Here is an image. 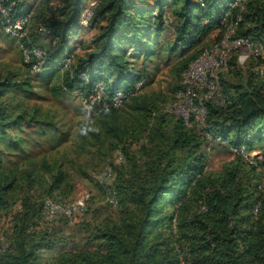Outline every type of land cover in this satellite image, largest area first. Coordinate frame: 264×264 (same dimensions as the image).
<instances>
[{"label":"trees","instance_id":"1","mask_svg":"<svg viewBox=\"0 0 264 264\" xmlns=\"http://www.w3.org/2000/svg\"><path fill=\"white\" fill-rule=\"evenodd\" d=\"M11 1L30 21L20 39L0 30V55L10 39L21 61L0 67V264H264V160L234 152L264 144L262 55L243 66L233 57L221 72L220 101L204 102L211 140L164 110L181 73L229 26L264 44V0H95L86 26L88 0ZM32 47L44 53L39 70L33 55L24 60ZM162 58L173 82L147 90ZM98 84L101 99L74 107L73 126L41 108V91L72 107ZM118 91L127 96L115 108ZM90 121L100 133L80 136ZM215 150L231 156L219 170L209 168ZM107 166L110 186L97 179ZM77 179L97 192L89 219L44 220V202H71Z\"/></svg>","mask_w":264,"mask_h":264},{"label":"built area","instance_id":"2","mask_svg":"<svg viewBox=\"0 0 264 264\" xmlns=\"http://www.w3.org/2000/svg\"><path fill=\"white\" fill-rule=\"evenodd\" d=\"M0 0V30L7 36L20 39L27 36L29 28V15H13L15 1L8 4ZM243 0H235L233 6ZM91 12L85 16L81 15V23L87 25ZM43 28H39L42 32ZM235 25L229 26L223 37L210 47L204 49L189 66L181 73L182 88L175 93V99L165 107V111L182 118L186 125H193L196 130L205 138L211 140L212 133L206 122L207 109L205 100L219 102L220 74L228 68L231 58H235L238 66L244 65L250 58L259 57L264 51V44L260 41H252L245 37L235 36ZM24 60L28 61L33 55L37 62L32 65L33 70H39L43 63V51L39 48L23 49ZM259 75L264 74V66L255 68ZM104 90L98 84L94 94H91L85 102V107L90 110L94 103L101 99ZM126 94L118 91L112 98V106L115 108L123 104ZM243 151V150H242ZM234 152L241 153L240 150ZM123 155L116 151L114 162L123 161ZM99 182L108 186L114 180V172L111 166L104 168L97 176ZM90 194L85 193L75 200L66 204H59L51 199L44 202L43 218L46 221H53L58 216L73 218L75 214L83 212L86 208ZM107 200L110 204H116L115 192L109 191Z\"/></svg>","mask_w":264,"mask_h":264},{"label":"rangeland","instance_id":"3","mask_svg":"<svg viewBox=\"0 0 264 264\" xmlns=\"http://www.w3.org/2000/svg\"><path fill=\"white\" fill-rule=\"evenodd\" d=\"M94 1L95 0H88L87 1L86 10L83 11V13H82L83 16H85V14L90 11V7L94 6V4H95ZM38 31H39V28H38ZM90 36H91V31L88 30L85 33H83L80 38H86L87 39ZM211 37H215V35L214 34L211 35L208 38V40ZM43 43L49 44V40L44 39ZM1 44L6 49L3 52H1L0 67L4 68L5 66H20L21 61H20V55L18 53L17 47L10 46V39L7 40L6 42H2ZM79 51L81 52V50H79ZM262 59L264 60V51L262 53ZM171 64H172V61L167 60V62H165L164 58H162L159 61L158 68H157V71L155 73L154 79H153L152 83L147 87V90L150 88L153 90H161L162 91V90H166L168 88V86L173 82V74L171 72ZM262 65H264V64H262ZM241 66H243V65H241ZM138 85H140V83H138L137 86ZM40 93H42L45 96V99L40 101L42 105L40 104V102H38L41 105L42 110H47L49 108V109L57 112L56 116L62 124L66 123L69 126H73L74 122L76 120H78L79 118H81V116L77 117L75 115L77 113V110L73 109L74 107H77V108H84L85 107V102L83 100H81V98L76 97L74 99V104L71 107V106H68L65 104H61L58 101H55L54 99H52L49 96L48 93H46L44 91H41ZM85 114H86V111H85ZM83 116H84V112H83ZM240 152H241L240 155H242L244 157V159L247 161L252 162L253 161L252 159L254 156H256L259 161L264 160V144H256L253 152L242 151V149H240ZM229 158H231V156L224 153L222 150H215V151L211 152V154H210V166H209V168L211 170H219L221 168L222 164L224 162H226ZM85 193H89L90 196L97 194L94 186L91 183L84 181L82 179H77L75 191H74L73 195L71 196V201L75 200L76 198H78L79 196H81ZM95 200H96V202L94 203L93 207H95V205H97L99 202L103 201V199H99V198H95ZM88 219H89V215H87L85 213V211H83V212L75 214V216L72 218V220L70 222L73 224V223H76L78 221L88 220ZM51 255H52V253L45 254L44 255L45 260L47 261Z\"/></svg>","mask_w":264,"mask_h":264},{"label":"clouds","instance_id":"4","mask_svg":"<svg viewBox=\"0 0 264 264\" xmlns=\"http://www.w3.org/2000/svg\"><path fill=\"white\" fill-rule=\"evenodd\" d=\"M111 109H106V115L110 114ZM101 129L99 127L94 126V122L90 121L88 125L81 127L79 129L80 136H88L90 133L99 134Z\"/></svg>","mask_w":264,"mask_h":264}]
</instances>
